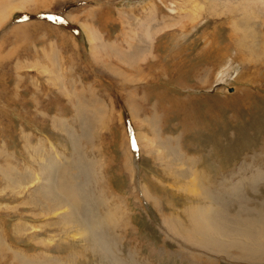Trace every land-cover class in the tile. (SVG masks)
<instances>
[{"label": "rangeland", "instance_id": "1", "mask_svg": "<svg viewBox=\"0 0 264 264\" xmlns=\"http://www.w3.org/2000/svg\"><path fill=\"white\" fill-rule=\"evenodd\" d=\"M218 199L264 215V0H0V264H264Z\"/></svg>", "mask_w": 264, "mask_h": 264}, {"label": "bare ground", "instance_id": "2", "mask_svg": "<svg viewBox=\"0 0 264 264\" xmlns=\"http://www.w3.org/2000/svg\"><path fill=\"white\" fill-rule=\"evenodd\" d=\"M71 181H69V182H71ZM69 188H70L69 189L70 191L68 190V187L66 186L65 193H63V194L68 195L69 198H73V199H71V201H73L75 204L80 203V198H79L78 194L75 195V193H74L75 187L73 185H71V187H69ZM66 190H68V191H66ZM197 191H191V192L192 193H200L198 196L203 197V199H205L204 197L207 198L209 195V192L207 191L206 188L204 191H202L200 189H197ZM223 200H225V199H223ZM214 201H210V204H207V206L205 205V207H203V208L202 207L201 208L194 207L190 210V212H187V216L189 217V222H190L189 226L191 227V229L189 228V231L191 232V234L196 233L197 235L200 236L201 242L208 244V245H216L219 248H224V245L221 244V241H220L221 237H228V238H231V240H232L229 242V243H232V245H231L232 248H235V249L237 248L241 252H244L246 254L255 253L254 255H256V253L259 250L264 251V215H262V213L260 212L257 216L258 219L257 218L250 219L248 217L243 218L242 215H240L239 217H237L238 215L237 216H231L230 214L226 213L227 207L229 206L227 202L226 203L223 202L221 204L219 202V199L215 202ZM244 212L246 213L248 211L246 210ZM86 213H87V211H86ZM247 214L248 213H246L244 215L246 216ZM75 216H77V215H75ZM78 217H80V216L78 215ZM259 217H261V218H259ZM240 219L243 221L241 222ZM172 222H174V221H172ZM172 222L168 221V223L172 224L171 228L174 229L176 227V225H175L176 223L175 222L172 223ZM97 224L95 225L96 229H98ZM186 228H187V226H185L182 231L185 232ZM182 231H181V233H183ZM85 233H86V235L88 234L89 236H91L90 238H92L95 245L97 244L98 246H101V244H104V247H105V245H107L104 242V238L99 237L98 233L94 234L93 232H91L90 228H88V230L85 229ZM193 235H187V236L181 235V236L184 239H187V240L192 241L194 243H198L193 238ZM197 235L195 237H197ZM236 238H238L239 240H236ZM205 244H199V246L205 247Z\"/></svg>", "mask_w": 264, "mask_h": 264}, {"label": "water", "instance_id": "3", "mask_svg": "<svg viewBox=\"0 0 264 264\" xmlns=\"http://www.w3.org/2000/svg\"><path fill=\"white\" fill-rule=\"evenodd\" d=\"M234 90H231V92H233Z\"/></svg>", "mask_w": 264, "mask_h": 264}]
</instances>
